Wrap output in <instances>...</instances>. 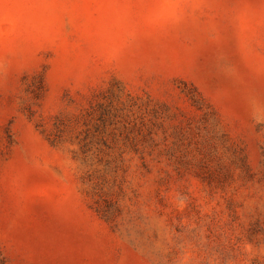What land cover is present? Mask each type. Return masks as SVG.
I'll list each match as a JSON object with an SVG mask.
<instances>
[{"label":"rangeland","instance_id":"374dc122","mask_svg":"<svg viewBox=\"0 0 264 264\" xmlns=\"http://www.w3.org/2000/svg\"><path fill=\"white\" fill-rule=\"evenodd\" d=\"M0 264H264V0H0Z\"/></svg>","mask_w":264,"mask_h":264}]
</instances>
